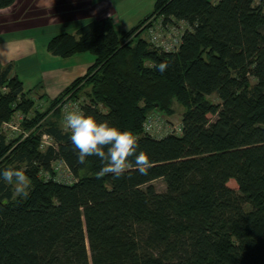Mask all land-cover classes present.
Returning a JSON list of instances; mask_svg holds the SVG:
<instances>
[{
  "label": "trees",
  "instance_id": "obj_1",
  "mask_svg": "<svg viewBox=\"0 0 264 264\" xmlns=\"http://www.w3.org/2000/svg\"><path fill=\"white\" fill-rule=\"evenodd\" d=\"M15 1L0 0V9ZM150 18L182 25L176 49L141 36ZM263 27L264 0H156L129 29L116 31L106 16L55 34L52 55L89 52L93 62L22 122L41 123L19 143L2 125L34 101L12 63L0 67V170H24L30 181L23 198L0 180V264H264ZM68 94L86 115L137 138V153L151 160L147 175L134 157L118 178L99 175L98 157L79 162L70 132L42 123ZM174 101L184 107L180 131L146 132V118L170 112ZM42 136L51 143L42 147ZM54 161L72 182L40 175L53 174ZM159 178L162 192L152 184Z\"/></svg>",
  "mask_w": 264,
  "mask_h": 264
},
{
  "label": "rangeland",
  "instance_id": "obj_2",
  "mask_svg": "<svg viewBox=\"0 0 264 264\" xmlns=\"http://www.w3.org/2000/svg\"><path fill=\"white\" fill-rule=\"evenodd\" d=\"M92 1V0H90ZM156 0H109L107 1L106 5H101L97 7V5H94V7H91V3H89L90 9H83L79 15V19L89 16L91 18L87 19V21L94 19V18H100L103 17L105 14H111L112 15V21L114 24V28L116 31L120 32L122 29H129L136 25L138 22H140L144 17L148 16L154 9V4ZM23 19V17H22ZM78 19V20H79ZM77 20V21H78ZM153 19H149L147 22H145L142 25V28L146 27L145 30L141 33V36L144 38H148V30H149V23H151ZM86 21V22H87ZM80 22V21H79ZM57 23V22H56ZM56 23L49 22L48 25H46L43 28V32H37L36 33V39L33 42L31 55L27 58H24V56L18 57L16 60L12 61V68L14 69V72L16 75L19 76L20 79L24 80V87L27 90H30L29 97L34 101L33 107L30 109V111L27 112H16L12 115V118L7 123H4L1 128V132L6 135L7 140H11L12 142L19 143L22 139L26 138L28 135L34 133L37 129L40 128L37 123L36 125H31L29 128H23L22 122L25 119H30L33 114L34 110H39L41 112L46 111L47 107L49 106V94L48 92L47 97L40 94V89L42 90V86H49L51 87V83L49 84L48 80L49 78L42 77V75H46L49 72L48 71H54L56 68H58L59 65H61V61H63L62 57L54 56L47 50V43L45 41H42V37L48 34H53L58 30L56 26ZM82 24V23H80ZM149 25V26H148ZM39 28V27H38ZM35 27L30 28V31H33ZM24 30L25 27L23 24L17 25V33L14 35V40H11V38L2 37L0 40H5L2 43H8L13 41H21L24 38ZM43 33V34H42ZM263 33H264V27H263ZM42 34V36H41ZM26 45L23 46V52L26 53L30 49V45H27L28 43L24 41ZM79 53H76L74 56H77ZM82 54L85 55H91L89 52H82ZM93 56V55H92ZM58 65V66H56ZM14 75V74H13ZM45 83V84H44ZM68 84V83H65ZM59 86H66L64 84H60ZM85 89H82L81 92L78 94L79 101L84 100V91ZM50 92V91H49ZM210 100H213L215 102L219 101L214 95L208 96ZM71 96L68 94L66 95L63 100L60 102L61 107L60 109L56 110V108L50 109L46 113L45 119H43L42 123L51 121L56 122L60 127L66 129L64 116L66 115V111L63 110V103H68L71 100ZM172 110L170 112L166 113H160L161 119L155 126L156 132L153 136L160 137L163 136L166 133H169L173 131L176 127V125L179 123L180 116L182 112L184 111V107L179 104L178 102H175L171 104ZM77 110L76 108L70 107V109L67 111H73ZM42 147H45L46 145L51 143V140L47 138L46 136H42L41 140ZM87 171L81 172V174H85ZM155 189L159 192H162L165 190V183L164 181L159 178L152 182ZM15 190V182L12 184ZM15 195L16 192H15ZM246 209H249L250 206L248 204L245 205Z\"/></svg>",
  "mask_w": 264,
  "mask_h": 264
},
{
  "label": "crops",
  "instance_id": "obj_3",
  "mask_svg": "<svg viewBox=\"0 0 264 264\" xmlns=\"http://www.w3.org/2000/svg\"><path fill=\"white\" fill-rule=\"evenodd\" d=\"M107 1L109 0H16L11 6L0 9V39L4 36L14 40L12 37L17 33V25L23 24L25 27L23 40L13 41L12 43H2L5 40H0V67L6 66L18 57L24 56V58H27L30 56L31 51H33L32 46L36 39V33L43 32V28L49 22H57L56 26L59 28L53 34L47 33L41 38L45 43H48L49 39L55 34L61 32L73 33L81 25L80 23L83 24L87 19L91 18L86 16L81 18L82 20L79 19V15L83 9H90L91 5H93L91 7H94V5H97V7L101 5L105 6ZM106 16L112 17L111 14H105L103 17ZM33 27L35 29L30 31V28ZM24 41L28 43L27 45H30V49L26 53L22 51L23 46L26 45L23 43ZM92 62V55L82 53L74 57L63 58L61 65H56L58 68L51 72L48 71L49 73L46 75H42V77L49 78L48 82L49 84L51 83V87L42 86L40 94L47 97L46 93L48 92L49 99L56 97L72 80L83 75ZM11 73L19 78L13 68ZM19 80L22 82L23 90H26L24 80L20 78ZM60 84L66 86H59Z\"/></svg>",
  "mask_w": 264,
  "mask_h": 264
},
{
  "label": "clouds",
  "instance_id": "obj_4",
  "mask_svg": "<svg viewBox=\"0 0 264 264\" xmlns=\"http://www.w3.org/2000/svg\"><path fill=\"white\" fill-rule=\"evenodd\" d=\"M157 67L164 72L168 65L161 62ZM64 121L79 162L85 163L90 156L104 162L99 170L100 176L113 174L118 178L124 175L130 167L129 157L135 158L137 171L141 175L148 174L151 160L143 151L137 153L138 141L130 131L121 130L107 121H97L79 109L67 112ZM0 180L9 184L15 182L18 197L26 198L30 194V181L24 170L11 167L2 169Z\"/></svg>",
  "mask_w": 264,
  "mask_h": 264
},
{
  "label": "built area",
  "instance_id": "obj_5",
  "mask_svg": "<svg viewBox=\"0 0 264 264\" xmlns=\"http://www.w3.org/2000/svg\"><path fill=\"white\" fill-rule=\"evenodd\" d=\"M182 25L178 27L173 26H164L162 20L154 21L149 27L148 30V40L149 42L157 48L163 49L165 51H171L177 48V45L180 41V35ZM6 88L3 87V90ZM68 103H63V110L67 111L72 108L79 109V103L77 101L69 100ZM161 119V114L159 112H153L151 113L144 122V130L146 132H149L150 134L154 135L155 126ZM7 123V122H6ZM173 131H180V128L178 126L175 127ZM172 131V132H173ZM52 169L53 174L50 173V171H40V175L45 179H52L57 182H66L70 183L74 180L73 175L69 171V169L66 167V165L61 161H54L52 163Z\"/></svg>",
  "mask_w": 264,
  "mask_h": 264
}]
</instances>
